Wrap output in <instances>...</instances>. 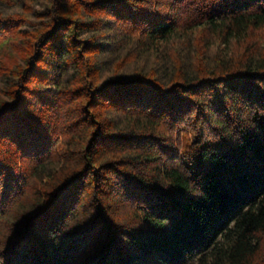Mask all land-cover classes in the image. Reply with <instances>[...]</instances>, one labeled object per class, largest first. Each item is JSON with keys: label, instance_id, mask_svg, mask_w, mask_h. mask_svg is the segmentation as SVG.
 Segmentation results:
<instances>
[{"label": "trees", "instance_id": "1", "mask_svg": "<svg viewBox=\"0 0 264 264\" xmlns=\"http://www.w3.org/2000/svg\"><path fill=\"white\" fill-rule=\"evenodd\" d=\"M0 82V264H264V0H24Z\"/></svg>", "mask_w": 264, "mask_h": 264}, {"label": "rangeland", "instance_id": "2", "mask_svg": "<svg viewBox=\"0 0 264 264\" xmlns=\"http://www.w3.org/2000/svg\"><path fill=\"white\" fill-rule=\"evenodd\" d=\"M17 3L16 5L13 6H8L7 4H0V10L3 12H12V11H19L21 10V2L24 0H16ZM25 2H27V4L33 6L36 9H42V6L44 4V0H25ZM23 10V8H22ZM24 11V10H23ZM152 62V61H151ZM130 68H133V65H130ZM2 87V84L0 82V89Z\"/></svg>", "mask_w": 264, "mask_h": 264}]
</instances>
